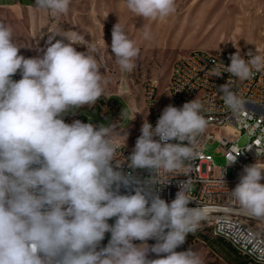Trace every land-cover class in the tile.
<instances>
[{"label": "clouds", "instance_id": "1", "mask_svg": "<svg viewBox=\"0 0 264 264\" xmlns=\"http://www.w3.org/2000/svg\"><path fill=\"white\" fill-rule=\"evenodd\" d=\"M70 2L36 0V5L60 15L69 11ZM125 3L143 19L166 18L176 10L175 0ZM111 35L116 64L131 72L140 49L119 22ZM56 36L61 35L51 33L42 57L25 58L12 29L0 23V264H202L191 249L176 251L204 219L203 208L189 207L191 181L182 182L169 203L157 188L165 182L155 175L176 173L199 155L194 145L208 125L203 103L194 99L179 108L168 105L155 128L144 120L125 162L130 169L152 173L142 183L122 170L125 163L117 153L126 142L114 141L113 125L65 121L70 113L94 104L107 80L91 54L99 53L95 45L79 52L69 37ZM143 36L150 39L147 27ZM247 55L250 59L237 51L230 65H215L212 74L227 72L247 80L264 70V56ZM17 72L21 78L14 80ZM228 85L220 86V92L229 109L239 111L244 101ZM240 153L230 156L228 164ZM262 173L257 161L245 166L230 191L258 219H264ZM107 233L110 239L101 246ZM149 240L156 242L149 245ZM150 253L158 258L150 259Z\"/></svg>", "mask_w": 264, "mask_h": 264}, {"label": "rangeland", "instance_id": "2", "mask_svg": "<svg viewBox=\"0 0 264 264\" xmlns=\"http://www.w3.org/2000/svg\"><path fill=\"white\" fill-rule=\"evenodd\" d=\"M175 8L169 17L153 20L136 16L126 7L125 0H71L69 11L60 15L0 6V23L12 29L19 54L25 58L42 57L52 32L76 42L73 47L79 52L86 53L87 48L95 45L99 53L91 54L97 56L100 72L107 80L105 92L94 104L83 106L75 115H67L65 121L79 119L96 125H113L114 139L134 148L142 124L148 119L144 83L157 80V96L165 108L170 67L179 55L192 49H227L256 50L264 56V0H175ZM118 22L140 49L131 72L119 68L111 51V33ZM145 27L150 31V39H144ZM61 36L55 39H63ZM12 78L19 80L20 73ZM109 98L112 100L108 101ZM246 142L245 135L237 140L240 146ZM217 148V142L207 141L203 151L212 156L215 165H224L225 159ZM259 182L264 184V178ZM237 206L243 210L238 202ZM244 219L264 234L263 220L246 216ZM108 222L113 224V220ZM195 233L211 237L210 227L205 224L199 225ZM195 233H190L176 251L191 249L199 255L202 264H229ZM155 242L149 240L148 244ZM149 258L158 257L150 253Z\"/></svg>", "mask_w": 264, "mask_h": 264}, {"label": "built area", "instance_id": "3", "mask_svg": "<svg viewBox=\"0 0 264 264\" xmlns=\"http://www.w3.org/2000/svg\"><path fill=\"white\" fill-rule=\"evenodd\" d=\"M249 52L263 56L256 50L240 54L243 58L250 59L247 55ZM235 53L227 49H192L172 62L165 88V107L171 104L179 108L184 103L197 99L204 105L203 115L208 120V125L194 145V150L199 155L186 161V166L178 172L169 174L161 171L155 175V179L165 182L157 188L161 198L169 203L175 199L180 184L190 180V196L193 201L189 207L199 206L204 210V219L200 225L209 226L212 237L227 242L249 264H264V234L244 219L237 201L230 194L240 182V172L245 166L256 161L259 165H264L260 163L264 161V154L256 155V150L264 152V70L254 72L253 77L247 80L231 77L227 72L214 76L212 68L221 63L230 65V57ZM228 81L231 91L244 101L241 110L236 112L229 109L220 92V86ZM157 85L156 79H149L143 86L147 121L153 128L165 109L159 102ZM242 135L247 137V142L240 146L237 140ZM114 141L124 144L117 139ZM207 141L217 142V150L225 159L224 165H215L212 156L203 151ZM249 146L253 148L247 150ZM132 151L133 148L125 144L120 149L122 159L118 160L125 163ZM238 152L241 153L236 162L228 164L229 157ZM122 170L125 173L132 172L142 183L152 179V173L147 169L133 170L125 163ZM222 174L224 184L221 183ZM125 191L121 188L122 194Z\"/></svg>", "mask_w": 264, "mask_h": 264}, {"label": "trees", "instance_id": "4", "mask_svg": "<svg viewBox=\"0 0 264 264\" xmlns=\"http://www.w3.org/2000/svg\"><path fill=\"white\" fill-rule=\"evenodd\" d=\"M112 100L109 98L108 101ZM115 222L114 218L112 219ZM199 238L204 240L208 245L222 256L229 264H249L247 260L239 255L227 242L220 238L208 237L200 233H195ZM110 239L109 233L105 235V239L102 241L101 246H106Z\"/></svg>", "mask_w": 264, "mask_h": 264}, {"label": "crops", "instance_id": "5", "mask_svg": "<svg viewBox=\"0 0 264 264\" xmlns=\"http://www.w3.org/2000/svg\"><path fill=\"white\" fill-rule=\"evenodd\" d=\"M0 6H5L13 10H43L37 7L36 0H0Z\"/></svg>", "mask_w": 264, "mask_h": 264}, {"label": "bare ground", "instance_id": "6", "mask_svg": "<svg viewBox=\"0 0 264 264\" xmlns=\"http://www.w3.org/2000/svg\"><path fill=\"white\" fill-rule=\"evenodd\" d=\"M117 159H122V152L120 153V152H118L117 153ZM238 207V206H237ZM242 213H243V215L244 216H246V217H249V218H252V219H256V220H258V218H254V217H252V216H250L248 213H246L244 210H242ZM260 220H263L264 221V219H260Z\"/></svg>", "mask_w": 264, "mask_h": 264}]
</instances>
